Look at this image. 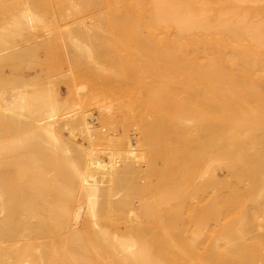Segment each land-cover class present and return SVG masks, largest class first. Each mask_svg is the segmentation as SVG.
Segmentation results:
<instances>
[{
	"label": "bare ground",
	"instance_id": "6f19581e",
	"mask_svg": "<svg viewBox=\"0 0 264 264\" xmlns=\"http://www.w3.org/2000/svg\"><path fill=\"white\" fill-rule=\"evenodd\" d=\"M74 1L68 64L83 82L134 80L132 104L100 102L128 128L106 130L102 109L97 125L73 87L32 89V45L7 41L0 264H264V0Z\"/></svg>",
	"mask_w": 264,
	"mask_h": 264
},
{
	"label": "rangeland",
	"instance_id": "374dc122",
	"mask_svg": "<svg viewBox=\"0 0 264 264\" xmlns=\"http://www.w3.org/2000/svg\"><path fill=\"white\" fill-rule=\"evenodd\" d=\"M68 1V0H67ZM67 1L66 0H62V2H61V0L59 1V0H46V3H44V1L43 0H39V2H38V4H40V5H42V4H44V5H42L41 6V8H39L38 9V7L37 6H35V5H38V4H30V6L28 5V7H29V9L27 8V10H26V1L25 0H7V3L4 5V7H3V10H0V54H7V51H8V48H7V41H9L10 43H11V41L10 40H12V37L13 36H15V37H17V38H15L13 41H15V42H13V43H18V44H20L22 47H24L25 46V48H27L26 50H28L29 49V47L31 46V48L28 50L29 52H30V54H29V52L28 51H26V53L25 54H23L21 57H24V59H28V61H30L31 62V65L32 64H35V65H37V66H35V65H32V67L30 68V66H29V69L33 72V76L32 77H34L33 79H32V77L30 78V79H32V81H28V82H30L29 84H31L30 85V87L32 88V85H33V88L32 89H34V87L36 86V89H37V86L39 85L40 86V84L42 83V81H45V83H46V80H47V84H48V82H49V84H50V88L51 89H53L52 88V86H54V88L56 89L57 87V89L55 90V89H53V90H55V91H58L59 90V92L63 95V97L65 96H67V95H69V92H70V89H71V94H72V96L75 98V99H79V96H80V98H82V101H83V98L84 99H86V100H84V102L82 103L83 104V107L84 106H86V105H88L89 103H91L90 105H88V106H86V107H84L83 109L84 110H87V112L89 113V112H91V114H92V116H94L96 119H95V121H96V123H97V125H99L100 127H102V120H100V118H102L101 117V113L103 112H101V109L102 110H104V114H107V115H105L106 116V121H105V123L106 122H108L107 124H105V127H106V125H107V128H105L106 130H108L109 129V123H111L112 125H114L115 127H114V129H112V131L113 130H116V132L115 131H113V133L114 134H117V135H120V134H122L123 133V129H122V126H123V123H124V128L125 129H127L128 128V125L126 124L127 123V115L126 114H120L121 112L119 111H117V112H115V115H114V113H111L110 114V111L107 109V108H104L103 106H100L101 104H100V102L101 103H110L113 99V93L114 92H117V103L118 104H120V103H133L134 102V98H135V91H134V80L131 78L130 80H123V81H121V82H114V81H112V80H110V79H106V80H104L105 82V84L104 83H94V82H91V81H88V82H83V80H82V76H81V73H82V71L79 69V71H78V68H75V67H71L70 66V64H68L69 62H68V59H67V56H66V52H65V50H64V46H63V44L62 43H60V41L62 42V40H64V39H68V34L70 35V30H72V26H74L76 23V19L80 16L79 14L80 13H78V15L79 16H77V12L75 13V1L73 0L72 1V5H70L71 4V0H70V4H69V1H68V3H67ZM42 2V3H41ZM58 2V3H57ZM65 2V3H64ZM73 3H74V6H73ZM47 4V5H46ZM39 5V6H40ZM71 6H72V8H73V12H70V11H72V8H71ZM34 8V10L33 9H31V8ZM36 8H37V10H36ZM46 8V11H44V9ZM71 8V9H70ZM42 11H41V10ZM49 9V10H48ZM23 11H24V13H23ZM26 11H27V16H26ZM28 11H29V13H28ZM49 11V12H48ZM65 11V12H64ZM33 12H35V13H33ZM44 12H46V13H44ZM53 12V13H52ZM32 14L33 13V15H35V17L39 20H37V24H35L33 27H30L29 28V26H28V20L25 18V17H27L28 18V14ZM63 13V14H62ZM68 13V14H67ZM51 14V15H50ZM59 14V15H58ZM72 14H75V15H73L72 16ZM84 14L85 13H82V15L84 16ZM25 17H24V16ZM40 15V16H39ZM61 15V16H60ZM81 15V16H82ZM24 18H23V17ZM59 16H60V18H59ZM65 16H66V18H65ZM75 16L77 17V18H75ZM80 16V17H81ZM79 17V19L78 20H80V19H82V18H84V17H86V14H85V16L84 17ZM39 17V18H38ZM43 17V18H42ZM49 17V18H48ZM51 17V18H50ZM57 17V18H56ZM73 17V18H72ZM48 18V19H47ZM62 18H65V19H62ZM75 18V19H74ZM68 19V20H67ZM17 20H18V22L20 23V24H18L17 23ZM19 20H21V21H19ZM43 20H44V22H43ZM62 20H64L63 22H60V21H62ZM23 21V22H22ZM56 23H55V22ZM75 21V22H74ZM24 22H25V24H24ZM39 22V23H38ZM74 22V23H73ZM17 23V24H16ZM44 23H48V25L50 24V28H47V27H44L45 26V24ZM18 25V26H15V25ZM73 24V25H72ZM21 25V26H20ZM24 27H23V26ZM67 25V26H66ZM70 25V26H69ZM28 27V28H27ZM39 27H40V29H39ZM68 27H72V28H68ZM22 28V29H21ZM36 28V29H35ZM38 28V29H37ZM19 29H20V31H19ZM25 31H24V30ZM60 29H61V31H60ZM68 29V30H67ZM70 31V32H66V31ZM49 31V32H48ZM19 33V34H13V33ZM46 32H48V33H46ZM13 34V35H12ZM28 34V35H27ZM35 34H36V36H35ZM43 34V35H42ZM45 34V35H44ZM50 36H49V35ZM18 35V36H17ZM19 35H21V36H19ZM30 35H31V37H30ZM47 35V36H46ZM65 35V36H64ZM68 36V37H67ZM37 37H39V38H37ZM48 37V38H47ZM51 37V38H50ZM65 37V38H64ZM34 38L36 39V40H34ZM26 39V40H25ZM57 40V41H59V43H54V42H50L49 43V46H51L52 47V50L50 49L49 51H47V50H45V49H47V47H46V42L47 41H49V40ZM31 40V41H30ZM34 40V41H33ZM42 40V42H40ZM23 43H22V42ZM24 41H26V44L24 45ZM33 41V42H32ZM37 41H39V42H37ZM44 41V42H43ZM21 42V43H20ZM41 43V44H40ZM29 44V45H28ZM34 44V45H33ZM37 44H40V46H42V47H39V45L37 46ZM44 44V45H43ZM28 46V47H27ZM33 46H37V48H38V50H37V48L36 47H33ZM55 46H58V48H56ZM33 47V48H32ZM61 48V50H60V48ZM44 48V49H43ZM63 48V49H62ZM39 49H41L40 51H39ZM35 52H34V51ZM63 50H64V52H63ZM32 51V52H31ZM34 53H35V56L37 55V54H39L38 56H36V57H38L37 58V60L36 59H34L35 57H33L34 56ZM41 53V54H40ZM110 54H112V52H109ZM27 54L28 55H30V57H28L27 56ZM33 54V55H32ZM61 54H62V56H61ZM24 55H26L27 57H25ZM43 55H44V57H43ZM64 55V56H63ZM2 56V55H1ZM49 56V57H48ZM21 57H20V59H21ZM63 57V58H62ZM40 58V59H39ZM45 58V59H44ZM19 58H18V61L19 62H21L22 63V61L21 60H24V59H21L20 60ZM30 59V60H29ZM51 59H53L52 61H51ZM67 61H66V60ZM33 60H35V61H33ZM42 60H43V62H42ZM26 61V62H25ZM27 60H24L23 61V65H28V62ZM50 61V62H49ZM41 64H40V63ZM44 64V66H45V64H49V63H51L52 64V68H50L49 69V72H48V70H45L46 68L44 67V70H43V64ZM68 64V65H67ZM22 65V67H20L18 70L20 71V73H21V71L22 70H24L25 69V67ZM25 65V66H26ZM38 65H39V67H38ZM55 66H57V67H55ZM59 66V67H58ZM27 67V66H26ZM36 67V68H35ZM40 67H41V71H40ZM63 68V69H61V68ZM34 68V69H33ZM69 70H68V69ZM70 68H72V69H70ZM58 71H57V70ZM60 69V70H59ZM35 70V71H34ZM64 70V71H63ZM9 71H10V73L12 74V71H14L15 72V70H12V69H9ZM47 71V72H46ZM57 71V72H56ZM43 74L42 75V77H40L41 76V73ZM60 72V73H59ZM68 72V73H67ZM71 72V73H70ZM73 72V73H72ZM36 73H38V74H40V76H38V74L36 75ZM45 73V74H44ZM46 73H48V74H46ZM77 73V74H76ZM57 74H58V76H57ZM74 74V75H73ZM47 75V76H46ZM61 75L62 76H64V77H61ZM70 75V76H69ZM72 75H73V77H72ZM37 78H36V77ZM39 77V78H38ZM46 79V80H45ZM55 79V80H54ZM62 79V80H61ZM75 79V80H74ZM72 80V81H71ZM74 80V81H73ZM40 81V84L38 83V82ZM51 81V82H50ZM61 81H62V83H61ZM33 82H36L35 84H32ZM58 82V83H57ZM65 82V83H64ZM69 82L71 83V84H69ZM78 82H79V84H78ZM81 82V83H80ZM114 82V83H113ZM127 82V83H126ZM45 83H43V84H45ZM53 83V84H52ZM59 83H61V84H59ZM92 83V84H91ZM125 83H126V85H125ZM133 83V84H132ZM18 84H19V82H18ZM20 87H22V84H23V82H20ZM46 84V85H47ZM59 86H58V85ZM62 84H64V85H62ZM76 84V85H75ZM85 84V85H84ZM101 84V85H100ZM103 84H104V86H103ZM113 84V85H112ZM124 84V85H123ZM131 84V85H130ZM46 85H44V87L46 86ZM52 85V86H51ZM72 85V86H71ZM84 85V87H85V89L87 90V91H89L88 92V94L86 93L87 91L84 89V90H82V91H80V88H81V86H83ZM88 85V86H87ZM92 85V86H91ZM106 85V86H105ZM49 86V85H48ZM109 86V87H108ZM122 86V87H121ZM132 86V87H131ZM104 87V88H103ZM125 87V88H124ZM31 88H29V89H31ZM47 88H49V87H47ZM76 88H77V90H78V92L76 91ZM88 88V89H87ZM94 88V89H93ZM98 88V89H97ZM100 88V89H99ZM116 88V89H115ZM45 89H46V87H45ZM67 89V90H66ZM110 89H112V90H110ZM47 90H49V89H46V91ZM92 90V91H91ZM95 92H97L96 94L94 93V91ZM119 90V91H118ZM67 91H68V93H67ZM72 91H74V92H72ZM80 91V92H79ZM86 91V92H85ZM109 93H108V92ZM128 92V93H126V92ZM132 91V92H131ZM111 92H112V94H111ZM123 92H124V94H123ZM118 93H120V94H118ZM93 94H95V95H93ZM99 94H101V95H99ZM106 94V95H105ZM78 95V96H77ZM87 96H89V97H87ZM99 96H101L102 97V99H101V97H99ZM121 96V97H120ZM86 97V98H85ZM109 97V98H108ZM120 97V98H119ZM125 97V98H124ZM89 98V99H88ZM93 98H94V100H93ZM105 98V99H104ZM87 99L88 100H90V101H88V104H87ZM98 99H100V100H98ZM107 99V101H105ZM110 99V100H109ZM121 99V100H120ZM99 102H98V101ZM133 100V101H132ZM86 101V102H85ZM94 101V102H93ZM95 101H97V102H95ZM110 101V102H109ZM116 102V101H115ZM120 102V103H119ZM86 103V104H85ZM96 103V104H95ZM99 104V105H98ZM99 107H97V106ZM125 105H127V104H125ZM89 106H92V107H90L89 108ZM88 107V108H87ZM86 108V109H85ZM99 109V111H97L98 109ZM89 109V110H88ZM91 109H92V111H91ZM107 111H108V113H107ZM125 111H126V109H125ZM100 112V113H99ZM94 113V114H93ZM95 113H96V115H95ZM109 116H111V117H109ZM115 116V117H114ZM108 117H109V119H108ZM114 118V119H113ZM108 119V120H107ZM117 119V120H116ZM120 119H124V120H120ZM98 120L101 122V123H99L98 122ZM113 121V122H112ZM117 121H119V123L120 124H118L117 123ZM104 122V121H103ZM115 123V124H114ZM121 123H122V125H121ZM103 127H104V124H103ZM132 129H133V127H132ZM130 130V132H129V137L130 138H132V139H134V133H133V130ZM119 132V133H118ZM105 159L107 158L106 156L104 157ZM60 255H63V250L60 252ZM61 264H70L67 260H64ZM81 264H86V260H85V263H81Z\"/></svg>",
	"mask_w": 264,
	"mask_h": 264
}]
</instances>
